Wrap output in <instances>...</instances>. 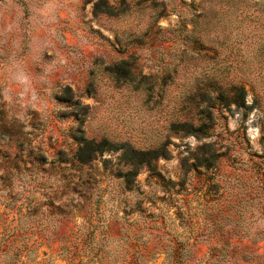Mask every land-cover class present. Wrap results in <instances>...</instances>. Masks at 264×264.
<instances>
[{
	"label": "rangeland",
	"instance_id": "374dc122",
	"mask_svg": "<svg viewBox=\"0 0 264 264\" xmlns=\"http://www.w3.org/2000/svg\"><path fill=\"white\" fill-rule=\"evenodd\" d=\"M48 2L87 63L0 86V264H264V0Z\"/></svg>",
	"mask_w": 264,
	"mask_h": 264
},
{
	"label": "crops",
	"instance_id": "0c3cea01",
	"mask_svg": "<svg viewBox=\"0 0 264 264\" xmlns=\"http://www.w3.org/2000/svg\"><path fill=\"white\" fill-rule=\"evenodd\" d=\"M66 6L59 4L52 10L48 0H37L24 17L15 0H0V86L6 90L10 87L19 101L29 96L33 107L47 121L53 117L50 95L53 79L63 77L71 83L75 81L71 70L79 77L78 68L87 63L78 58L77 50H82L83 56L88 46L79 45L66 22L51 21L52 13L58 18L66 17ZM36 86H43L42 91Z\"/></svg>",
	"mask_w": 264,
	"mask_h": 264
},
{
	"label": "trees",
	"instance_id": "16d2710c",
	"mask_svg": "<svg viewBox=\"0 0 264 264\" xmlns=\"http://www.w3.org/2000/svg\"><path fill=\"white\" fill-rule=\"evenodd\" d=\"M237 90H238L237 96H238V94H239V96H240V100L242 101V103H243V105H244V100H243V97H242V88H237Z\"/></svg>",
	"mask_w": 264,
	"mask_h": 264
}]
</instances>
